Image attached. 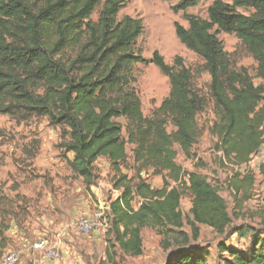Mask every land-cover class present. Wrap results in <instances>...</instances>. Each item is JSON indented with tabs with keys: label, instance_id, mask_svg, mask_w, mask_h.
<instances>
[{
	"label": "trees",
	"instance_id": "obj_1",
	"mask_svg": "<svg viewBox=\"0 0 264 264\" xmlns=\"http://www.w3.org/2000/svg\"><path fill=\"white\" fill-rule=\"evenodd\" d=\"M202 0H178L174 11L185 12ZM125 0H0V114L14 119L45 117L53 127H64L60 148L73 155L66 159L71 172L87 190L96 178L95 164L106 159L119 172L126 160L127 143L134 145V163L166 173L160 189L138 179L119 175L114 190L119 195L109 203L110 237L107 258L140 256L141 231L155 228L163 237L164 249L174 244L186 248L180 203L191 195L186 225L192 239L198 226L224 234L231 223L223 198L197 172H184L176 163L177 145L184 157L199 137L196 117L203 110L201 97L192 89V75L176 57L165 63L154 52L145 60L135 47L142 34V21L130 16L118 19ZM239 9L252 10L249 15ZM94 14L96 17L93 19ZM205 19L184 14L187 28L174 23L177 40L198 56L210 77V98L216 120L210 134L223 165L234 171L227 188L239 198H250L251 174L242 173L264 142V87L255 85L247 70L236 71L224 50L219 34L234 35L255 61L257 79L264 82V0L213 1ZM153 64L165 76L170 92L152 118H145L134 87V66ZM123 119L127 140L121 137ZM175 131L168 133L166 126ZM135 198L140 200L133 208ZM7 226L0 222V259L7 246ZM111 249V251L109 250ZM225 264H264L253 253L247 258L228 251ZM190 253L179 252L167 264H184ZM197 261V260H196Z\"/></svg>",
	"mask_w": 264,
	"mask_h": 264
},
{
	"label": "rangeland",
	"instance_id": "obj_2",
	"mask_svg": "<svg viewBox=\"0 0 264 264\" xmlns=\"http://www.w3.org/2000/svg\"><path fill=\"white\" fill-rule=\"evenodd\" d=\"M215 0H202L196 7L185 12L174 11L178 0H125L118 13V19L130 16L142 21V34L135 41V47L145 60H150L154 52L159 53L169 66L176 57L192 75V89L201 97L204 108L196 117L199 137L192 147V157H184L177 145L176 163L184 172H197L205 176L217 189L225 201L231 223L220 235L211 228L198 226V238L192 239V232L186 219L190 218L191 195L184 191L180 212L184 218L182 232L187 236L186 248L174 244L175 234L170 235L173 243L164 249L163 237L152 227L141 231L142 253L137 257L116 256L107 258L110 237V217L105 207L118 195L114 182L119 175L128 179L142 180L153 189H160L166 173L149 168H141L134 163V145L126 144V160L119 172L111 169L106 159L95 164V175L91 190H87L82 180L75 176L60 145L64 127H53L45 117L25 116L14 119L0 114V222L8 228L5 232L7 246L5 253L18 255L17 264H167L168 259L179 252L190 253L191 258L184 264H225L230 262L228 251L238 252L250 258L253 253L264 257V142L243 166L242 173L251 174L254 186L250 198L239 203V198L227 188V180L234 171L223 165L221 154L216 152V137L209 132L216 120L210 98V77L204 69L203 61L188 51L175 37L174 23L187 28L184 14L205 19L208 6ZM231 3V0H221ZM239 13L249 15L252 10L239 9ZM96 17L94 14L93 19ZM224 50L229 54L232 67L238 71L247 70L255 85L264 82L255 77L257 65L234 35L219 34ZM134 87L138 94L141 112L145 118H152L162 101L168 97L170 85L153 64L134 66ZM121 137L127 140V123L118 119ZM172 133L175 129L166 126ZM140 200L135 198L132 205L137 209ZM101 214L100 226L90 234L77 231L75 223ZM46 240L54 246L59 257L45 258L43 253L33 249L39 240ZM111 251V249H109ZM197 260V261H196Z\"/></svg>",
	"mask_w": 264,
	"mask_h": 264
},
{
	"label": "built area",
	"instance_id": "obj_3",
	"mask_svg": "<svg viewBox=\"0 0 264 264\" xmlns=\"http://www.w3.org/2000/svg\"><path fill=\"white\" fill-rule=\"evenodd\" d=\"M105 210L107 211V217H108L109 207L106 206ZM101 218H102L101 214H96L93 218L79 220L75 223V228L81 234L84 235L90 234L96 229V227L100 226ZM33 249L42 252L45 258L56 260L59 257V253L57 250L54 249V246L49 247V243L43 239L35 243ZM18 260L19 258L16 253L8 252L3 254V256L0 259V264H17Z\"/></svg>",
	"mask_w": 264,
	"mask_h": 264
},
{
	"label": "crops",
	"instance_id": "obj_4",
	"mask_svg": "<svg viewBox=\"0 0 264 264\" xmlns=\"http://www.w3.org/2000/svg\"><path fill=\"white\" fill-rule=\"evenodd\" d=\"M98 162V161H97Z\"/></svg>",
	"mask_w": 264,
	"mask_h": 264
}]
</instances>
